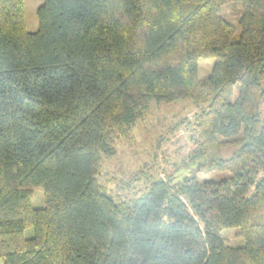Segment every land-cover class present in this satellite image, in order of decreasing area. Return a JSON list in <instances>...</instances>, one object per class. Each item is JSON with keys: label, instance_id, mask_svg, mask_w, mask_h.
Here are the masks:
<instances>
[{"label": "trees", "instance_id": "trees-1", "mask_svg": "<svg viewBox=\"0 0 264 264\" xmlns=\"http://www.w3.org/2000/svg\"><path fill=\"white\" fill-rule=\"evenodd\" d=\"M37 18L28 31L23 0H0L4 264H264V0H43ZM183 99L205 104L185 167L229 175L170 173L115 201L97 178L115 139Z\"/></svg>", "mask_w": 264, "mask_h": 264}, {"label": "rangeland", "instance_id": "rangeland-1", "mask_svg": "<svg viewBox=\"0 0 264 264\" xmlns=\"http://www.w3.org/2000/svg\"><path fill=\"white\" fill-rule=\"evenodd\" d=\"M42 2L43 0H23L25 27L28 31L38 29L37 8ZM224 12L226 18L237 26L232 37V40H236L239 35L240 5L231 3L224 7ZM212 64V58H200L198 76L207 77ZM203 108L205 104L186 99L167 104L152 101L144 119L115 139V154L103 161L97 178L105 192L117 202L130 204L135 198L145 194L152 180L165 178L170 173L182 177L185 173L195 172L199 180L219 179L229 175L226 171H209L207 166L203 167L204 162H199L197 168L193 165L185 167L183 163L193 148L189 137L191 133L189 124L193 121L194 115ZM261 115L264 117V102L261 105ZM231 150L230 148L224 151L225 155ZM31 194L33 207L44 206L41 187L31 186ZM32 235V226L24 229L25 237ZM220 235L229 246L245 244L235 228H224ZM0 264H4L2 259Z\"/></svg>", "mask_w": 264, "mask_h": 264}]
</instances>
